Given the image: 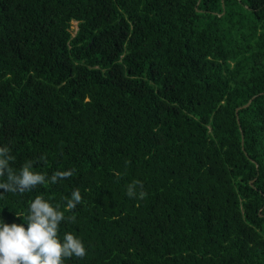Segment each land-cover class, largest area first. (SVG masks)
<instances>
[{
	"label": "trees",
	"instance_id": "16d2710c",
	"mask_svg": "<svg viewBox=\"0 0 264 264\" xmlns=\"http://www.w3.org/2000/svg\"><path fill=\"white\" fill-rule=\"evenodd\" d=\"M0 145L73 171L0 191L80 190L65 264H264V0H0Z\"/></svg>",
	"mask_w": 264,
	"mask_h": 264
},
{
	"label": "clouds",
	"instance_id": "9594fccd",
	"mask_svg": "<svg viewBox=\"0 0 264 264\" xmlns=\"http://www.w3.org/2000/svg\"><path fill=\"white\" fill-rule=\"evenodd\" d=\"M12 157L7 146L0 145V191L23 193L38 185L55 184L58 180L72 176L73 171L57 170L51 176L35 171L31 163H25L18 172L10 169ZM136 185H129L127 195L136 196ZM145 196L143 191L138 193ZM82 202L79 189L71 191L64 198V210L60 203H53L43 196H36L29 202L27 213L23 216L25 223L5 222L0 217V264H65L70 258H83L86 247L83 239L72 232L61 236L60 225L66 220L65 211H71ZM75 220L74 216L67 217Z\"/></svg>",
	"mask_w": 264,
	"mask_h": 264
},
{
	"label": "rangeland",
	"instance_id": "374dc122",
	"mask_svg": "<svg viewBox=\"0 0 264 264\" xmlns=\"http://www.w3.org/2000/svg\"><path fill=\"white\" fill-rule=\"evenodd\" d=\"M72 31L75 32L76 29H77V22L76 21H73L72 22V27H71Z\"/></svg>",
	"mask_w": 264,
	"mask_h": 264
},
{
	"label": "water",
	"instance_id": "95a60500",
	"mask_svg": "<svg viewBox=\"0 0 264 264\" xmlns=\"http://www.w3.org/2000/svg\"><path fill=\"white\" fill-rule=\"evenodd\" d=\"M249 103L245 104V106H247ZM237 113H238V109H237Z\"/></svg>",
	"mask_w": 264,
	"mask_h": 264
}]
</instances>
